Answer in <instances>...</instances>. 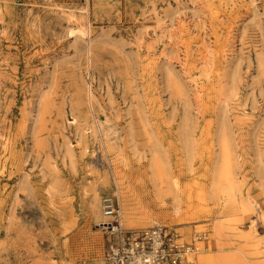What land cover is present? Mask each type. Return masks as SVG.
Returning <instances> with one entry per match:
<instances>
[{
	"label": "rangeland",
	"instance_id": "374dc122",
	"mask_svg": "<svg viewBox=\"0 0 264 264\" xmlns=\"http://www.w3.org/2000/svg\"><path fill=\"white\" fill-rule=\"evenodd\" d=\"M105 195L264 264V0H0V264L100 254Z\"/></svg>",
	"mask_w": 264,
	"mask_h": 264
},
{
	"label": "built area",
	"instance_id": "2783aa9c",
	"mask_svg": "<svg viewBox=\"0 0 264 264\" xmlns=\"http://www.w3.org/2000/svg\"><path fill=\"white\" fill-rule=\"evenodd\" d=\"M100 210L110 223L107 244L100 254L80 258L74 264H195L197 255L207 251L206 232L192 231L185 238L171 226L124 229L113 195L101 197Z\"/></svg>",
	"mask_w": 264,
	"mask_h": 264
},
{
	"label": "bare ground",
	"instance_id": "6f19581e",
	"mask_svg": "<svg viewBox=\"0 0 264 264\" xmlns=\"http://www.w3.org/2000/svg\"><path fill=\"white\" fill-rule=\"evenodd\" d=\"M102 216V215H101ZM102 218V217H101ZM110 223L108 221H102L99 223V225H103V226H108ZM207 259L206 257H204L203 261Z\"/></svg>",
	"mask_w": 264,
	"mask_h": 264
}]
</instances>
